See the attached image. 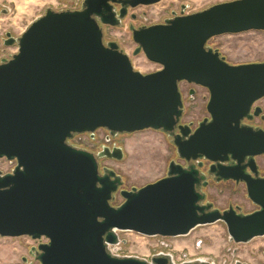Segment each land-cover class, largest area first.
<instances>
[{
	"label": "water",
	"instance_id": "95a60500",
	"mask_svg": "<svg viewBox=\"0 0 264 264\" xmlns=\"http://www.w3.org/2000/svg\"><path fill=\"white\" fill-rule=\"evenodd\" d=\"M160 1L84 0L79 10L47 9L16 39L6 33L4 45L17 44V53L0 61V159L14 167L0 170V237L46 238L33 248L39 264H167L162 254L150 263L111 256L106 244H118L116 232L177 238L222 222L235 244L264 237V176L255 160L264 155V128L246 123L264 121L255 106L264 98V62L231 65L207 45L264 32V0L130 25L133 56L160 66L142 74L116 43H103L100 25L118 27L128 9ZM183 82L208 92L207 117L196 126L180 123ZM98 129L161 132L187 166L171 161L163 178L124 189L114 170L99 169L102 158L121 161L120 148L94 155L68 144ZM208 177L243 183L257 209L214 208L202 192ZM116 194L122 203L113 206Z\"/></svg>",
	"mask_w": 264,
	"mask_h": 264
},
{
	"label": "rangeland",
	"instance_id": "374dc122",
	"mask_svg": "<svg viewBox=\"0 0 264 264\" xmlns=\"http://www.w3.org/2000/svg\"><path fill=\"white\" fill-rule=\"evenodd\" d=\"M84 0H0V61L9 59L17 53V44L6 46V33L16 39L47 9L55 12L79 10ZM233 0H161L149 6L130 8L126 17L118 27L101 26L103 43L114 42L119 50L127 54L133 68L142 74H149L160 69L159 65L149 62L140 53L133 56L136 47L129 26L134 28L148 27L161 24L176 15H190L203 11L215 4ZM5 10V13L1 11ZM207 45L217 49L231 65L264 62V32L248 31L239 34H224L211 38ZM183 97V115L181 123H192L196 126L199 121L207 117L205 109L208 92L198 86L180 84ZM189 88H194L196 95L189 98ZM262 109L264 115V98L255 103ZM249 125L264 127L261 119L254 118ZM97 141L103 139L101 131L97 132ZM80 139V140H79ZM75 138L72 143L85 148H92L87 135ZM122 147L124 156L121 161L101 160L99 169L103 167L114 170L122 177L123 188H140L153 183L166 175L169 162L174 161L182 166L187 164L180 160L172 139L154 130H143L123 135L117 141ZM259 174L264 176V155L256 157ZM204 165L206 164L203 161ZM14 163L0 159V170L10 172ZM208 186L202 188L206 201L214 208L225 210L229 206H238L242 213L248 214L257 209L246 197L243 183L214 182L207 178ZM122 198L116 194L111 203L118 206ZM121 241L120 248L126 255L140 259H150L162 252L169 254L175 264L181 262L204 261L208 264H264V237L254 238L248 243L235 244L227 234L225 225L218 222L211 225L199 226L188 235L177 238L144 237L133 232H116ZM34 242L27 237H0V264H18L20 256H26L27 248Z\"/></svg>",
	"mask_w": 264,
	"mask_h": 264
},
{
	"label": "flooded vegetation",
	"instance_id": "af4514ba",
	"mask_svg": "<svg viewBox=\"0 0 264 264\" xmlns=\"http://www.w3.org/2000/svg\"><path fill=\"white\" fill-rule=\"evenodd\" d=\"M172 17H173V15L170 18H172ZM165 20L166 19H164L163 22ZM188 91H189L190 100H193L194 96L196 95V91L194 90V88H189ZM261 121L264 123L263 120H261ZM250 122L251 121H247L246 123H250ZM180 123H181V121H180ZM260 128H262V127H260ZM98 131H101L102 134H103V139L100 140V141H97V135H98L97 132ZM82 135H87L88 136V141L92 144V148H85V147H82L81 145H75V144L72 143V141L75 138L79 139V137L82 136ZM123 135H127V134L126 133H111L110 131H108L106 129H98L92 136L90 134H87V133L74 134L72 136V138L68 141V144H70L72 147H75V148H78V149H82V150H86V151H88L90 153H93L94 155H96V154H98L100 152H106L107 150L112 151L113 149H117V148H120L122 150V152H123V147L117 142L118 138L123 136ZM123 156H124V152H123ZM101 160H112V161H115L113 159L102 158V159L99 160V164H100ZM27 238L30 239L29 237H27ZM30 240H32V239H30ZM32 241L34 242V244L30 245L27 248L26 256H24V255L20 256V263H18V264H39L38 261L36 260V256H37L38 252L35 249H33V248H37V246L39 244H44V242L41 239L32 240ZM120 242L121 241L119 240V243ZM154 256H156V255H153L150 259H143V260L146 261L147 263H150ZM162 256H164L165 259L167 260V264H175L174 260L172 259V257L169 254L162 253ZM129 257H135V256L128 255V256H124V257H120V258H129ZM197 261L185 262V263L183 261V262H181V264H196Z\"/></svg>",
	"mask_w": 264,
	"mask_h": 264
},
{
	"label": "built area",
	"instance_id": "2783aa9c",
	"mask_svg": "<svg viewBox=\"0 0 264 264\" xmlns=\"http://www.w3.org/2000/svg\"><path fill=\"white\" fill-rule=\"evenodd\" d=\"M40 239L44 243H47V239L46 238L41 237ZM120 245H121V242L120 243L118 242V244H106V250L113 257L120 258V257L128 256V255L124 254V252L120 248ZM159 254H162V252H159V253H157L155 255H159Z\"/></svg>",
	"mask_w": 264,
	"mask_h": 264
}]
</instances>
